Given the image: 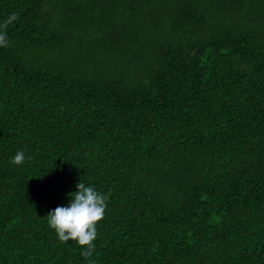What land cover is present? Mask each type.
<instances>
[{
    "label": "trees",
    "instance_id": "16d2710c",
    "mask_svg": "<svg viewBox=\"0 0 264 264\" xmlns=\"http://www.w3.org/2000/svg\"><path fill=\"white\" fill-rule=\"evenodd\" d=\"M13 13L0 264H88L45 218L81 181L111 193L95 264H264V0H0Z\"/></svg>",
    "mask_w": 264,
    "mask_h": 264
},
{
    "label": "clouds",
    "instance_id": "9594fccd",
    "mask_svg": "<svg viewBox=\"0 0 264 264\" xmlns=\"http://www.w3.org/2000/svg\"><path fill=\"white\" fill-rule=\"evenodd\" d=\"M19 17L13 13L0 23V47H8L7 28ZM25 161L23 151H17L9 163L14 166L22 165ZM77 190L69 193L70 202L66 207H57L50 211L47 223L57 235L61 243L75 242L80 249V254L88 261L95 252V241L98 238V223L105 217V212L111 193L104 194L93 186H87L84 182L76 185Z\"/></svg>",
    "mask_w": 264,
    "mask_h": 264
}]
</instances>
